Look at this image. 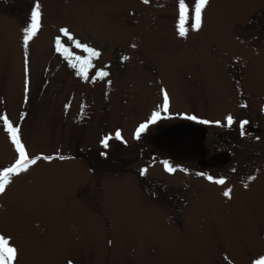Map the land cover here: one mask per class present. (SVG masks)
Segmentation results:
<instances>
[{"label":"rangeland","instance_id":"obj_1","mask_svg":"<svg viewBox=\"0 0 264 264\" xmlns=\"http://www.w3.org/2000/svg\"><path fill=\"white\" fill-rule=\"evenodd\" d=\"M37 2L40 27L26 49ZM185 2L182 37L179 0H0V116L19 126L30 158L52 157L12 177L0 194V234L18 250L14 264H254L264 257V72L244 80L248 69L264 66V0H209L198 31L191 28L196 0ZM57 37L77 56L88 54L74 41L100 53L94 68L109 73L101 86H91L93 70L87 80L76 74L57 52ZM238 77L253 90L243 106ZM164 92L171 112L231 111L232 134L244 117L260 123L255 138L232 135L224 184L185 164H170L168 174L141 155L144 140L129 131ZM115 126L127 129L125 138H109L100 157L99 136ZM17 157L0 121V170ZM162 196L177 200L178 210L162 205L165 215L153 200Z\"/></svg>","mask_w":264,"mask_h":264},{"label":"flooded vegetation","instance_id":"obj_2","mask_svg":"<svg viewBox=\"0 0 264 264\" xmlns=\"http://www.w3.org/2000/svg\"><path fill=\"white\" fill-rule=\"evenodd\" d=\"M119 53H117L118 55ZM94 64V61L92 62ZM244 64L250 65L252 64V61H247L244 62ZM260 71L258 73L255 72H251L250 69H248L247 74H246V78L244 77V80L248 79V82H250V79L252 78H256L259 75H262V73L264 72V66H259ZM93 72L91 73V75H93V77H95L96 75V69L93 68L90 71ZM90 71L88 72V75L90 73ZM245 75V73H239ZM92 77V78H93ZM229 74H224L222 76V80H223V89H224V93H226V89L228 87V85L230 84L228 82L229 80ZM233 79V78H232ZM99 79H96L94 83L91 84V86H101V83L98 81ZM239 81V82H238ZM233 82L235 83V85L238 86V91L240 93V99L239 101V105H244L245 102H251L250 98L253 97L252 94V87H248L249 91L247 90H243V87L241 86L242 81L239 80V77L235 80L233 79ZM252 84L253 81L251 80ZM251 84V83H249ZM251 84V85H252ZM256 86V85H255ZM243 92V93H241ZM161 99L158 98V101L156 102V108H154L153 111H151L144 119L138 120L137 122L132 123L131 129L129 131V135L131 138H140L142 137V139L144 140V144L143 147L141 149L142 156H146V154L148 156L154 157L156 160H152L154 161V163H160V168L161 170H165L166 173L171 174L172 172H169L166 169L165 166V162L168 163V165L170 164H185L186 166H190L193 168V171L197 174V175H201V172L204 171H209L208 176H211L214 178V180H219V179H223V177L221 176L223 174V172L225 171L223 168L226 167L225 164L228 162L229 158H230V152L226 149V146H229V144L231 143V139H232V135H239V138L241 139H250V138H255L257 137V135L260 133L259 131V122L256 121L255 119H248L247 117H244L242 119H240L238 122L239 124L237 125L234 133L232 134V129H230V126L227 123L226 117L229 116L230 112H223V113H207L206 112L202 115L198 114V113H194V112H185L183 110H179V111H175V112H171L169 110V103H168V110L167 112H164L163 110V104H164V95L162 97H160ZM224 102V100H223ZM230 105V100L229 98H227L225 100V105L223 104V108L227 107V109H229ZM261 106L264 109V105H258ZM230 110V109H229ZM156 111H160L161 112V119L157 120L155 123H151L148 125V127L145 129V131H143L142 133H140L139 137H137L136 133L137 130L139 128V126L141 124H144L146 122H148L150 120V118L152 117V114ZM255 115V113H254ZM187 116H195L197 117V120H189L186 117ZM202 120H207L210 121V123L208 124V128L206 129V127L204 125H202V123L200 121ZM200 122L199 124H197L196 122ZM242 121H248V123L244 126L243 129H241L240 127V123ZM218 122V123H217ZM169 123H182V124H190V125H199L203 127L204 130V136H203V142H202V146H203V151H204V157L202 159V163H199L197 161L191 162V161H180V160H170L166 157L163 156H158L154 153H152L147 146V138L149 136V134L152 132V130L157 127L158 125H162V124H169ZM216 124V125H215ZM251 124H256L257 125V132L253 135H249L248 133L245 134H240V132L242 130L245 129V131H249L251 127H249ZM217 129L216 131L214 129ZM227 129V132H224V130ZM127 130L126 128H122L121 126H118V129L115 127L112 128V130H105L104 134H101L99 136L98 139V143L101 149L104 150V152L102 150L98 151V155L100 157H105L106 156V150L109 148V143L107 141V146H105L104 144V140L105 138H111V137H116L117 139H122L125 138L123 131ZM119 132L120 136L117 137L116 133ZM130 139V138H129ZM225 147V148H224ZM137 149H140V146L138 144ZM222 153H227V161L225 163H220L221 160L218 158L220 154ZM212 157V163L208 164V165H204L203 162H205L208 158ZM127 176V175H126ZM202 176V175H201ZM129 177V176H128ZM209 180V179H208ZM184 183V182H183ZM135 189H136V183H135ZM143 198H146L145 196H143ZM156 198V197H155ZM153 199L156 202H158V204L161 206V208L163 209L165 215H167L168 211L165 210V208L162 205H170L171 203L174 204L176 206L177 200H173L172 196H162V199ZM191 198V197H190ZM188 199L186 201H181V204L184 205V210H183V215L185 213V209H187V207L189 206V204L191 202H193V200ZM176 209L178 210V207L176 206Z\"/></svg>","mask_w":264,"mask_h":264},{"label":"snow or ice","instance_id":"obj_3","mask_svg":"<svg viewBox=\"0 0 264 264\" xmlns=\"http://www.w3.org/2000/svg\"><path fill=\"white\" fill-rule=\"evenodd\" d=\"M145 4L149 3V0H143ZM209 4V0H196L195 7H194V17L193 23L191 25V28L194 30H200L202 27V13L205 7ZM179 35L180 36H186L188 32V28H186V23L189 19V6L186 4L185 0H179ZM40 5L37 2L34 9L31 12V24L28 28L25 29V35H24V46L27 49L29 41L37 34V31L40 27ZM61 33L67 37L69 40H73L74 38L69 33L67 29H61ZM56 50L57 52H60L65 59L69 61V64L72 68L76 69V74L78 76H81L83 79L87 80L88 72L95 67V65L92 63V60L94 58H98L100 56V53L89 47L88 45L82 44L79 41H74V46L76 48L82 49L84 52H86L87 56H77L74 53H72L67 46H65L62 43L61 37H57L56 41ZM127 59V57H125ZM27 69H28V62L27 58L25 61V72L27 76ZM109 73L103 69H100L96 72L95 77H93V80L100 79L103 80L104 78L108 77ZM110 83V81H109ZM25 91L27 92V79L25 82ZM164 104H163V110L164 112H167L168 110V95L166 92H164ZM189 120H197V117L195 116H187L186 117ZM161 119V112L156 111L152 114V117L150 120L144 124H141L137 130V137H139L140 133L145 131V129L148 127L149 124L155 123L157 120ZM228 125H232L233 118L231 115L226 117ZM0 121L3 122V126L6 128L7 132L10 135V139L12 144L15 146L16 152L18 154L17 159L15 162L10 166L6 167L2 170H0V194H3L5 192L6 186L11 183V178L14 176H18L19 174L23 172H27L29 167L31 165H35L37 163V160L43 158L50 160L52 157H34L30 158L28 155V152L25 148V145L21 141V129L19 126H13V124L9 121V118L6 115L0 116ZM201 123H210V121L202 120ZM218 123V122H217ZM248 123V121H242L240 123L241 129L244 128V126ZM243 134V133H242ZM117 137L120 136V133H116ZM107 140L108 138H105L104 144L107 146ZM63 159L64 157H60ZM166 169L169 172L175 171V169L168 165L167 162H165ZM210 181L213 180L211 176L207 177ZM251 179H254L252 177ZM217 184H224V179H219L214 181ZM225 196L230 195V190L224 192ZM18 250L10 244V240L6 238L4 235L0 234V264H14V262L17 259ZM254 264H264V257H261L260 259L254 261Z\"/></svg>","mask_w":264,"mask_h":264},{"label":"water","instance_id":"obj_4","mask_svg":"<svg viewBox=\"0 0 264 264\" xmlns=\"http://www.w3.org/2000/svg\"><path fill=\"white\" fill-rule=\"evenodd\" d=\"M249 131L242 130L240 134L253 135L257 132L256 124H251ZM204 130L202 126L182 123L162 124L155 127L147 138L148 149L170 160L197 161L202 163ZM221 164L227 161V153L218 157ZM212 163V157L208 158L204 165Z\"/></svg>","mask_w":264,"mask_h":264}]
</instances>
